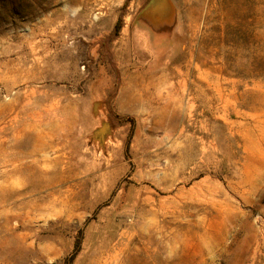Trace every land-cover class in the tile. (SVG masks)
<instances>
[{"label":"rangeland","instance_id":"obj_1","mask_svg":"<svg viewBox=\"0 0 264 264\" xmlns=\"http://www.w3.org/2000/svg\"><path fill=\"white\" fill-rule=\"evenodd\" d=\"M0 81V264H264V0H0Z\"/></svg>","mask_w":264,"mask_h":264},{"label":"bare ground","instance_id":"obj_2","mask_svg":"<svg viewBox=\"0 0 264 264\" xmlns=\"http://www.w3.org/2000/svg\"><path fill=\"white\" fill-rule=\"evenodd\" d=\"M1 67H2V66H1ZM28 69H29V68H28ZM14 71H15V70H14ZM20 72H21V71H20ZM20 72H19V73H20ZM16 73H17V72H16ZM2 75H3V74H2ZM13 75H14V74H13ZM31 77H32V75L30 76V79H31ZM9 79H10V78H9ZM30 79H29V80H30ZM0 82H1V81H0ZM18 83H19V81H18ZM32 91H33V90H32ZM32 91H31V92H32ZM19 94H20V93H19ZM28 95H29V94H28ZM19 97H20V96H19ZM17 98H18V96H17ZM13 102H14V101H13ZM4 106H5V105H4ZM17 108H18V107H17ZM96 109H97V106H96ZM16 111H17V110H16ZM5 123H6V122H5ZM105 129L107 130L108 127H105ZM2 132H3V131H2ZM18 134H19V133H18ZM248 135H250V134H248ZM14 136H16V135H14ZM16 137H17V136H16ZM249 137H250V136H249ZM14 138H15V137H14ZM18 138H20V137H18ZM16 139H17V138H16ZM250 139H251V138H250ZM10 140H11V139H10ZM19 142H20V141H19ZM250 144H251V143H250ZM14 145H15V144H14ZM246 148H247V147H246ZM7 149H8V148H7ZM247 149H248V148H247ZM247 149H246V150H247ZM4 150H5V149H4ZM260 150H262V149H260ZM249 151H250L251 153L255 154V153L253 152V149H252V150L249 149ZM16 153H17V152H16ZM261 153L263 154L262 151H261ZM253 154H252V155H253ZM258 154H260V153H258ZM255 155H256V154H255ZM263 156H264V155H263ZM16 162H17V161H16ZM250 163H251V162H250ZM6 164H7V163H6ZM11 165H12V163H11ZM14 165H15V164H14ZM247 165L250 166L249 164H247ZM248 166H247V167H248ZM9 167H10V166H9ZM17 167H18V166H17ZM13 168H15V167H13ZM244 168H245V167H244ZM15 169H16V168H15ZM15 169H13V170H15ZM17 170H18V169H17ZM254 171H255V170H254ZM6 172H7V171H6ZM6 172H5V174H6ZM10 172H11V171H10ZM14 172H15V171H14ZM14 172H13V173H14ZM252 173H253V170H252L251 168H247V169H246V172H245V179H244V182L247 183L251 188L254 187L253 184H252V182H251V178H252V177H251V174H252ZM4 177H5V176H4ZM242 181H243V180H242ZM15 193H16V192H15ZM17 193H18V192H17ZM7 200H8V199H7ZM6 202H7V201H6Z\"/></svg>","mask_w":264,"mask_h":264},{"label":"trees","instance_id":"obj_3","mask_svg":"<svg viewBox=\"0 0 264 264\" xmlns=\"http://www.w3.org/2000/svg\"><path fill=\"white\" fill-rule=\"evenodd\" d=\"M121 24H122L121 20H119V22L116 24V27H115V35H118V33L120 32ZM78 249H79V245H77V249L75 250V254L78 251Z\"/></svg>","mask_w":264,"mask_h":264},{"label":"crops","instance_id":"obj_4","mask_svg":"<svg viewBox=\"0 0 264 264\" xmlns=\"http://www.w3.org/2000/svg\"><path fill=\"white\" fill-rule=\"evenodd\" d=\"M155 28V31H157V29H156V27H154ZM163 27H160V29L159 30H161ZM156 35L155 36H158L157 35V33H155ZM162 36V35H161Z\"/></svg>","mask_w":264,"mask_h":264},{"label":"water","instance_id":"obj_5","mask_svg":"<svg viewBox=\"0 0 264 264\" xmlns=\"http://www.w3.org/2000/svg\"><path fill=\"white\" fill-rule=\"evenodd\" d=\"M149 8L151 9V8H152V6H149Z\"/></svg>","mask_w":264,"mask_h":264}]
</instances>
